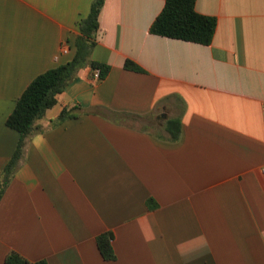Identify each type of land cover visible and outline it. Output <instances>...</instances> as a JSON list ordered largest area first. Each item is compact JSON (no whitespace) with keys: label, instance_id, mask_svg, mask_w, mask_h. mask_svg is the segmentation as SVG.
<instances>
[{"label":"crops","instance_id":"crops-1","mask_svg":"<svg viewBox=\"0 0 264 264\" xmlns=\"http://www.w3.org/2000/svg\"><path fill=\"white\" fill-rule=\"evenodd\" d=\"M94 1L0 0V177L20 140L8 117L74 59ZM165 4L105 0L91 60L110 72L81 69L26 140L0 201V264H264V0H196L217 20L209 46L152 34Z\"/></svg>","mask_w":264,"mask_h":264},{"label":"trees","instance_id":"trees-1","mask_svg":"<svg viewBox=\"0 0 264 264\" xmlns=\"http://www.w3.org/2000/svg\"><path fill=\"white\" fill-rule=\"evenodd\" d=\"M104 3L105 0H95L91 5L89 15L80 21L81 35L77 39V53L74 59L34 79L18 99L14 111L8 117L7 126L19 133L20 140L12 159L0 177V201L23 157L26 140L40 130L37 122L45 117L48 110L58 104V96L66 90L78 72L90 66L93 71L100 70V80L108 76L110 72L108 65L91 60L92 48L96 44L95 36L99 29V16ZM216 29V18L199 14L196 11V0H166L163 11L151 26V33L165 38L209 46L214 40ZM125 68L134 72H144L132 60L125 62ZM74 117V114L65 109L57 123ZM165 130L172 142H178L182 135L181 120L179 118L170 119L165 125ZM152 204L150 200L149 206L151 207ZM113 241L112 232L103 233L97 238L98 249L104 260L108 262L116 260ZM6 264L48 263L46 261L33 263L20 254L12 252L7 256Z\"/></svg>","mask_w":264,"mask_h":264},{"label":"built area","instance_id":"built-area-1","mask_svg":"<svg viewBox=\"0 0 264 264\" xmlns=\"http://www.w3.org/2000/svg\"><path fill=\"white\" fill-rule=\"evenodd\" d=\"M94 78H95V80H100L101 79L100 78V70L99 69L95 70V72H94ZM261 172L264 175V166L262 167Z\"/></svg>","mask_w":264,"mask_h":264},{"label":"rangeland","instance_id":"rangeland-1","mask_svg":"<svg viewBox=\"0 0 264 264\" xmlns=\"http://www.w3.org/2000/svg\"><path fill=\"white\" fill-rule=\"evenodd\" d=\"M160 115H161V114H160ZM162 120H164V119H163V118L159 119V121H158V126L161 125Z\"/></svg>","mask_w":264,"mask_h":264},{"label":"flooded vegetation","instance_id":"flooded-vegetation-1","mask_svg":"<svg viewBox=\"0 0 264 264\" xmlns=\"http://www.w3.org/2000/svg\"><path fill=\"white\" fill-rule=\"evenodd\" d=\"M163 118V116L160 115L159 119Z\"/></svg>","mask_w":264,"mask_h":264},{"label":"water","instance_id":"water-1","mask_svg":"<svg viewBox=\"0 0 264 264\" xmlns=\"http://www.w3.org/2000/svg\"><path fill=\"white\" fill-rule=\"evenodd\" d=\"M163 117L165 118V117H166V115H163Z\"/></svg>","mask_w":264,"mask_h":264}]
</instances>
